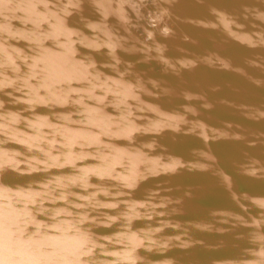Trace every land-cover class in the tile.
I'll use <instances>...</instances> for the list:
<instances>
[{"label":"water","instance_id":"obj_1","mask_svg":"<svg viewBox=\"0 0 264 264\" xmlns=\"http://www.w3.org/2000/svg\"><path fill=\"white\" fill-rule=\"evenodd\" d=\"M0 187V264H264V0H0Z\"/></svg>","mask_w":264,"mask_h":264},{"label":"bare ground","instance_id":"obj_2","mask_svg":"<svg viewBox=\"0 0 264 264\" xmlns=\"http://www.w3.org/2000/svg\"><path fill=\"white\" fill-rule=\"evenodd\" d=\"M6 189L7 188H5V187H0V190H6ZM22 191H25V189H22L21 192ZM26 193H27V197H28L30 194L28 192H26ZM0 206H1V204H0ZM150 240L153 241L152 236H150ZM52 248H53V250H52L53 252L52 253L50 252L51 254L49 253V255L47 257H45L46 254H44V253L39 255V257L44 259V264H52L54 259L56 258L57 254H58V251H62L61 249L58 248V246H55V245ZM214 256H216V254H214ZM214 256H212V257H214ZM157 264H162V263L159 262Z\"/></svg>","mask_w":264,"mask_h":264}]
</instances>
